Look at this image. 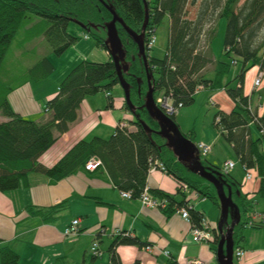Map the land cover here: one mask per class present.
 I'll use <instances>...</instances> for the list:
<instances>
[{
    "label": "trees",
    "instance_id": "1",
    "mask_svg": "<svg viewBox=\"0 0 264 264\" xmlns=\"http://www.w3.org/2000/svg\"><path fill=\"white\" fill-rule=\"evenodd\" d=\"M143 4V0H0V116L6 119L0 121L1 193L27 187L28 178L34 173L44 175L53 182L59 181L76 173L79 168L84 169L89 158L96 157L101 159V168L107 171L113 187L120 192H131L132 199L139 198L144 192L150 164L158 161L164 165L165 172L177 179L178 191L170 195L154 189L151 194L157 199L167 198L164 211L168 215L185 207L189 209L192 224L198 225L206 219L198 209L193 208V201L185 197L181 187L183 184H187L198 198H208L219 207L215 187L176 161V156L165 146L164 138L154 132L159 130V125L144 109L137 110L136 114L153 128L150 136L135 118L131 121L134 130L119 123L107 139L99 136L79 140L55 165L49 167L39 163L40 156L56 143L57 137L70 130V125L77 121V113L86 96H94L101 91L109 92L117 85L119 77L111 57L105 62L84 59L70 70L58 85V92L44 104L49 118L43 123L23 118L11 108L7 100V96L22 83L46 79L55 69L49 58L42 56L30 67V79L10 84L7 78L11 76L5 75L3 63L10 43L19 30L34 32L30 33L28 41L44 36L51 52L60 56L77 41L75 35L67 32L69 19L73 18L86 26L95 24L96 27H102L111 19L112 14L107 9L109 6L115 9L128 28L141 32L145 21ZM147 5L149 23L146 25V46L148 38L155 34L163 17L168 16L170 22L167 52L162 59L152 57L151 49L145 46L148 69L154 76L155 102L156 95L161 94L175 106L182 104L188 107L195 103L194 96L198 90L224 89L235 104L230 112L217 110L213 125L231 146L244 173H257L259 188L256 194L264 197V118L251 109V100L243 89L245 74L254 66L264 75V0H147ZM188 6L197 7L194 18L187 15ZM223 19L226 26L224 49L219 57H215L211 42L216 38L219 21ZM117 30L127 52L126 59L131 61L135 57L124 75V79L132 85L131 101L134 105L142 106L148 88L144 65L136 59L137 44L129 38L127 31L119 24ZM94 36L97 45L106 49L105 36L96 33ZM233 64L239 70L225 81L224 77L231 72ZM110 100L108 105L113 107ZM125 108L129 110L127 105ZM171 118L175 122L176 115ZM250 125L260 133L255 139L251 137ZM185 136L193 142L191 136ZM210 167L218 170L227 184L232 186L233 201L240 208L241 220L233 232L234 248H238L241 241H245L244 231L247 229V218L243 220L242 214L251 209L252 203L249 195L241 192L244 184L231 179L228 173L222 174L223 168ZM57 208L44 210L30 207L29 210L31 214L45 216L44 220L49 221L54 219ZM212 234L213 239L207 244L216 253L215 248L220 240L216 227H213ZM111 243L108 248L111 264H120L115 247L127 244L142 248L147 245L126 232L115 236ZM0 260V264H18L20 261L19 255L10 247L0 249ZM134 264L140 263L137 260Z\"/></svg>",
    "mask_w": 264,
    "mask_h": 264
},
{
    "label": "crops",
    "instance_id": "2",
    "mask_svg": "<svg viewBox=\"0 0 264 264\" xmlns=\"http://www.w3.org/2000/svg\"><path fill=\"white\" fill-rule=\"evenodd\" d=\"M258 71L259 68L254 66L245 74L243 89L251 100L252 110L257 111L258 116L264 118V79L258 87L253 86ZM44 81L45 78L38 82L28 81L13 90L7 96L11 108L23 118L45 122L49 116L44 104L58 92L59 88L48 87ZM38 89L42 92L37 94ZM210 92H212L210 101L215 104L217 110L230 112L235 102L227 96L226 91L213 89ZM109 96L106 101L98 96H86L77 113V121L70 125V130L57 137L56 143L40 156L39 163L51 167L79 140L99 136L107 139L119 123L134 130L135 126L131 124L134 119L124 105L125 97L116 101L111 94ZM109 100L113 107L108 105ZM179 118L177 114L176 124L179 123ZM3 120L6 121L4 116H0V121ZM212 128H215L214 125ZM250 131L253 139L260 135L253 125H250ZM216 133L218 135L212 134L207 138L214 147L221 136L217 130ZM186 135L197 137L194 130ZM221 139L223 140L222 136ZM198 141L210 144L205 139ZM210 155L209 153L207 157ZM236 160L238 161L237 158ZM205 164L209 167L222 168L212 160L206 161ZM107 174V171L101 167L94 172L79 168L76 173L53 182L44 175L34 173L29 176L27 187L0 192V249L10 247L19 255L18 264H111L112 257L108 248L115 236L126 232L132 237H137L140 242L150 245L154 250L151 253L145 251L143 247L127 244L115 247L120 264H134L137 260L140 264H188L191 260H204L206 264L213 263L215 252L208 244L192 241L189 222L182 219L178 212L168 215L162 209L142 206L138 198L125 199L121 196V192L113 187V182ZM230 175L231 179L241 183L237 175ZM147 178L145 188L149 192L159 189L174 195L178 191L177 179L165 171H150ZM258 188L259 185L255 192ZM244 189L245 185L241 188V192L250 196ZM149 195L154 197L151 193ZM200 200L202 199L198 198L192 202V206L206 218L204 209L199 208ZM212 206L211 213L214 207L217 208L213 204ZM30 207L44 210L58 208L54 219L47 221L44 220L45 216L31 214ZM76 219L79 224L78 234L64 235L65 229ZM94 240L99 244L100 256L92 255L90 252ZM239 247H243L245 252L238 264L264 263L263 242L256 246L253 243L247 244V248L240 244ZM165 251L169 252L168 256Z\"/></svg>",
    "mask_w": 264,
    "mask_h": 264
},
{
    "label": "rangeland",
    "instance_id": "3",
    "mask_svg": "<svg viewBox=\"0 0 264 264\" xmlns=\"http://www.w3.org/2000/svg\"><path fill=\"white\" fill-rule=\"evenodd\" d=\"M195 12H197V7L188 6L187 15L189 16V18H194ZM169 23L170 22L168 16L163 17V21L159 23V25H157L155 29V39L157 40L156 44L152 47L151 50L147 47L148 50H150L151 56L154 58L162 59L164 55H166V46L168 45L169 41ZM218 27V32L215 36L216 38L213 39L212 43V48L214 51L213 54L215 57H219L224 49L223 34L226 28L225 19L219 21ZM91 31L88 32L84 30V28L82 29L79 24L74 23L73 21L69 22L67 32L71 35H75V37H77V41L75 42V44H73L72 47L63 52L62 55L55 56L54 53L51 52L52 49L48 45L44 36L41 35L38 38L28 41L27 39L32 31L25 32L19 30L15 35L16 38L14 39V41L10 43L9 50L8 52H6L5 63H3L5 75L11 76L7 78V80H9L10 84H16L19 83L22 79H30V74L28 73L30 67L32 66V64H35L37 61H39L42 56H47L52 66L55 67L53 72L46 78V81H44V84L48 85V87H57L60 82L64 80L65 76L70 72V70H72L84 59L91 62H105L106 60H108V58H110L109 54L106 52V49H103V47L97 45L94 33L101 37H104L106 36V32L102 29H99L98 31L93 29ZM86 35L89 36V38L85 39ZM21 43H24L22 47L20 46ZM238 70V66L233 64L231 72L224 77L225 81L230 80V78H232L234 73L238 72ZM122 89L123 88L121 87V85L117 83L116 86L109 90V93H111V96H113L117 101L118 99L125 97ZM41 92L42 90L38 89L37 94ZM106 93L107 92L105 91H101L99 93H96V95L94 96H98L103 101H106ZM210 95H212V92L210 91L199 90L197 95L195 96V103L188 107L182 106V108L178 110V114L180 116L178 123L180 124L179 130L182 134H186L191 130H194L195 134H197V137L195 138L194 136V138L192 139L193 142L195 141V143H198L200 142L198 141V139H205L208 143H210L208 145L212 146L210 152L211 155L209 157H203L201 159L202 163L205 164L206 161L208 162V160H212L219 166H222V168L225 166V163L227 161L235 163L236 167L233 168L229 173L235 174L239 177L241 183L245 185L244 190L248 191V193L250 194L249 200L252 201L253 205L248 212H244L242 214V218L243 220L246 218L249 219L250 214L252 215V217L258 218L257 220H255V225H257V228H253L250 226L247 227V229H245L244 231V237L246 238V241H241L240 244H243V246L246 247L247 244L253 243V245L256 246L258 244H261L262 242L264 243V197L256 194L255 192L256 188L259 185V177L256 175L257 173L251 172L253 173L255 178H253L251 181H246V173L242 171V166L236 160L237 157L231 150V146L228 143H225L221 139V136L218 142H215V147L213 146L214 144L211 143L209 139H207L212 134H217L215 128H212V117H214V113L216 112L217 108L215 107V104L210 101ZM160 96L161 94H157L156 100H158ZM158 106L161 107V105ZM129 114L130 116H132L130 111ZM132 117L133 119H135L134 116ZM212 207V203L208 198L199 201V208L204 209L205 217L209 219L208 223H210L212 227H216L219 219V207H214V211H212L211 213ZM212 260V264L218 263L217 259L214 258ZM238 262L239 261L235 259V264H238Z\"/></svg>",
    "mask_w": 264,
    "mask_h": 264
},
{
    "label": "water",
    "instance_id": "4",
    "mask_svg": "<svg viewBox=\"0 0 264 264\" xmlns=\"http://www.w3.org/2000/svg\"><path fill=\"white\" fill-rule=\"evenodd\" d=\"M145 14H144V24L141 27V32L133 31L127 27L126 22H124L115 11L114 8L107 6L108 11L112 14L111 19L104 23L102 27H96L95 24L86 26L84 23H80L75 19H71L74 23L79 24L82 29L86 31L95 30H105L107 36L104 38V43L106 44V51L111 57V61L115 64L116 73L118 74V84L123 88V94L125 95L124 103L128 107V111L134 116L137 122L143 127L144 131L150 136L153 128L147 125L139 115L136 114L137 110L144 109L152 120L159 125V130L154 131L156 135L164 138L165 146L172 152L173 156H176V161L182 166L186 167L188 171L194 175L205 179L212 186L215 187L216 196L219 200V221L217 222L216 228L219 234V243L216 245L215 259H217V264H235V259L233 258L234 248V237L233 232L235 231V226L241 220L240 208L233 201L232 186L227 184L224 180L223 175L218 170L209 167L208 165H203L201 163V156L198 153L197 145L189 140L185 134H182L179 130L180 126L176 124L171 117L164 114L162 107H159L155 103V93H154V83H153V73L149 72L147 62L148 52L145 50V35H146V25L149 23L148 20V5L147 0H143ZM127 31L129 38L137 44V56L141 62L144 64V73L146 74L145 80L148 88L145 92V98H143L142 106L134 105L131 101L130 89L132 85L129 84L124 78L129 67H131V61L135 60L132 57L131 61H126L127 52L124 49V44L119 38V32L117 30V25ZM140 79V78H139ZM138 79V84L140 83ZM140 88V87H139ZM138 89V93H139ZM239 195L238 192H235ZM231 219V220H230Z\"/></svg>",
    "mask_w": 264,
    "mask_h": 264
},
{
    "label": "built area",
    "instance_id": "5",
    "mask_svg": "<svg viewBox=\"0 0 264 264\" xmlns=\"http://www.w3.org/2000/svg\"><path fill=\"white\" fill-rule=\"evenodd\" d=\"M89 38V36H85V39ZM147 46L149 49H152V47L156 44V39H155V34L150 35V37L147 40ZM263 73L262 72H257L256 75V79L255 82L253 83V86L258 87L260 85V83L262 82V80L264 79L263 77ZM201 90V89H200ZM199 91V90H198ZM110 94L107 92L106 96H109ZM110 97V96H109ZM156 104L157 105H161L162 107V111L164 112V114L168 115L169 117H171L172 115L175 116L177 115V111L179 110V108L182 107V104H179L178 106H175L170 100L169 98H167L166 96H160V98H158V100H156ZM124 126V125H122ZM197 145V150L198 153L200 154L201 157H205L208 156L209 153L211 152V145H208L206 143L203 142H198L195 143ZM101 159H97L96 157H92L89 158V161L86 163V165H84V170L85 171H97L100 167H101ZM150 168L151 171L153 170H161V171H166V167H164V165H162L161 163H159L158 161L153 162V164H150ZM233 168H235V163L233 162H226L225 166L222 169V174H227L229 173ZM254 177L253 173H251L250 171H248L246 173V181H251ZM182 191L185 194V197L187 198L188 201H195L197 200V194L195 192H193V190H191L187 184H183L182 186ZM149 190L144 188V192L140 195V197L138 198L139 200H141L142 202V206H146L149 208H156V209H162L165 210L164 208L166 207V203H167V198L165 199H157L155 196L151 197L149 195ZM121 196L124 197L125 199H131V192H121ZM176 212H178V215L184 219L185 221L189 222L190 225V229H191V233H190V237L192 239V241L194 243H209L210 240H212L213 238V227L210 225V223H208L209 221L207 219H203L201 222H199L198 225H194L192 224V220L189 216V209L185 208V207H181L180 209H177ZM251 220H248L246 222V227H255V220H257L258 218L256 217H252L251 215ZM79 224H78V220H73L71 221V225L65 229L64 231V235L66 236H72L73 235H77L79 232ZM92 248L90 249V252L92 253V255H96V256H100V251H99V244H97V242L94 240L92 243ZM145 251L148 252H153V247H151L150 245H146L145 247H143ZM245 250L242 248H235L234 252H233V258L237 259L238 261L242 260V256L244 255ZM165 254L168 256L169 252L165 251ZM188 264H206L204 262V260H191Z\"/></svg>",
    "mask_w": 264,
    "mask_h": 264
},
{
    "label": "flooded vegetation",
    "instance_id": "6",
    "mask_svg": "<svg viewBox=\"0 0 264 264\" xmlns=\"http://www.w3.org/2000/svg\"><path fill=\"white\" fill-rule=\"evenodd\" d=\"M69 22H72L71 19H69ZM137 58H138V57H137ZM137 58H136V59H137ZM131 59H132V58H131ZM138 59H139V58H138ZM126 61H127V59H126ZM139 61H140V60H139ZM140 62H141V61H140ZM142 63H143V62H142ZM143 65H144V64H143ZM144 67H145V66H144ZM144 67H143V69H144Z\"/></svg>",
    "mask_w": 264,
    "mask_h": 264
},
{
    "label": "bare ground",
    "instance_id": "7",
    "mask_svg": "<svg viewBox=\"0 0 264 264\" xmlns=\"http://www.w3.org/2000/svg\"><path fill=\"white\" fill-rule=\"evenodd\" d=\"M111 94V93H110ZM109 98V97H108ZM180 109V108H179ZM126 125V124H125ZM150 171H151V168H150ZM148 188V187H147ZM151 193V192H150ZM151 196V195H150ZM169 202V201H168ZM166 210V209H165ZM263 215V214H262ZM194 224V223H193ZM160 253V252H159ZM171 255V254H170Z\"/></svg>",
    "mask_w": 264,
    "mask_h": 264
}]
</instances>
